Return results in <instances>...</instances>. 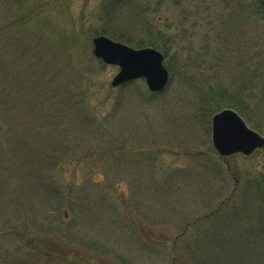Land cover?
<instances>
[{
    "label": "rangeland",
    "instance_id": "374dc122",
    "mask_svg": "<svg viewBox=\"0 0 264 264\" xmlns=\"http://www.w3.org/2000/svg\"><path fill=\"white\" fill-rule=\"evenodd\" d=\"M104 35L170 73L112 87ZM264 0H0V264H264Z\"/></svg>",
    "mask_w": 264,
    "mask_h": 264
},
{
    "label": "water",
    "instance_id": "95a60500",
    "mask_svg": "<svg viewBox=\"0 0 264 264\" xmlns=\"http://www.w3.org/2000/svg\"><path fill=\"white\" fill-rule=\"evenodd\" d=\"M93 45L97 58L120 68L111 82L112 87L137 79H144L152 92H160L168 85L170 75L160 51L154 48L134 49L104 35L95 37ZM212 142L222 157L237 153L250 156L258 150L264 152V137L251 129L232 109H225L213 116Z\"/></svg>",
    "mask_w": 264,
    "mask_h": 264
}]
</instances>
